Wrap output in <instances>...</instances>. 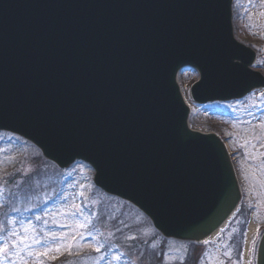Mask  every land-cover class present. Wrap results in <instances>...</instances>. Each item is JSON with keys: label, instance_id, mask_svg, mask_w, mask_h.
I'll list each match as a JSON object with an SVG mask.
<instances>
[{"label": "water", "instance_id": "water-1", "mask_svg": "<svg viewBox=\"0 0 264 264\" xmlns=\"http://www.w3.org/2000/svg\"><path fill=\"white\" fill-rule=\"evenodd\" d=\"M232 0H0V131L58 169L84 160L95 185L144 214L160 237L204 245L237 209L224 144L188 124L194 103L264 89L236 42ZM257 264H264V236Z\"/></svg>", "mask_w": 264, "mask_h": 264}, {"label": "rangeland", "instance_id": "rangeland-1", "mask_svg": "<svg viewBox=\"0 0 264 264\" xmlns=\"http://www.w3.org/2000/svg\"><path fill=\"white\" fill-rule=\"evenodd\" d=\"M232 10L233 24L240 27L235 37L255 51L253 68L264 75V0H234ZM197 78L192 70L179 74L186 94ZM187 100L194 130L222 129L216 134L235 158L240 208L249 211L259 235L264 229V91L226 104L197 106ZM92 171L82 163L57 171L29 144L0 133V244L10 249L0 264H149L152 256L157 258L153 264L185 261L188 245L160 239L139 212L96 189ZM241 216L235 213L216 240L199 249L196 264H243ZM13 230L16 236L10 235ZM25 236L29 248L17 243Z\"/></svg>", "mask_w": 264, "mask_h": 264}, {"label": "bare ground", "instance_id": "bare-ground-1", "mask_svg": "<svg viewBox=\"0 0 264 264\" xmlns=\"http://www.w3.org/2000/svg\"><path fill=\"white\" fill-rule=\"evenodd\" d=\"M232 219V216L229 218ZM229 221V220H228ZM228 225V222H226L223 226H221L214 234H212L207 239V243L214 242L216 240V237L225 229ZM256 235V227L252 223L249 225L245 245H244V251L242 254V261L243 264H249L251 260V253H252V241L254 240Z\"/></svg>", "mask_w": 264, "mask_h": 264}, {"label": "snow or ice", "instance_id": "snow-or-ice-1", "mask_svg": "<svg viewBox=\"0 0 264 264\" xmlns=\"http://www.w3.org/2000/svg\"><path fill=\"white\" fill-rule=\"evenodd\" d=\"M28 231H29V229H27V228L24 229V232H25V233H27ZM10 235H12V236H16L17 233H16L15 230H13V231L10 233ZM129 239H134V237H129ZM27 240H28V237L25 236V237L21 238L17 243H19V244H23L24 247L29 248V247H31V246H30L29 244H27ZM33 243H34V244H39V243H40V240L33 238ZM252 244H253V250H254V249H255L256 241L253 240V241H252ZM11 247H12V248H15V247H16V244H15V243L12 244ZM101 247H103V246H102V245L97 246V247L95 248V251H96V252H99L100 249H101ZM9 250H10V249H9V246H8V245H6V244H0V256L5 255ZM57 251H59V248L57 249ZM41 254H42V255H46V254H47V250H45V251H44L43 253H41ZM116 259H119V257H116ZM21 264H27V262H26V261H22Z\"/></svg>", "mask_w": 264, "mask_h": 264}, {"label": "trees", "instance_id": "trees-1", "mask_svg": "<svg viewBox=\"0 0 264 264\" xmlns=\"http://www.w3.org/2000/svg\"><path fill=\"white\" fill-rule=\"evenodd\" d=\"M195 260L193 261V264H196V261H197V254L195 255Z\"/></svg>", "mask_w": 264, "mask_h": 264}]
</instances>
